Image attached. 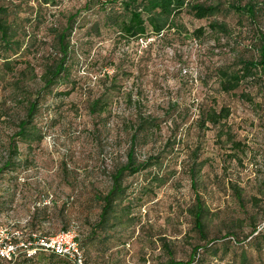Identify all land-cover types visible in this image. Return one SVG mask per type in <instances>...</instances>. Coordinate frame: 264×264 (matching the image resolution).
<instances>
[{
    "label": "rangeland",
    "instance_id": "1",
    "mask_svg": "<svg viewBox=\"0 0 264 264\" xmlns=\"http://www.w3.org/2000/svg\"><path fill=\"white\" fill-rule=\"evenodd\" d=\"M100 1L0 0L7 20L15 17L27 36L9 69L2 63L9 53L0 52V166L11 162L0 173V221H14L22 238L69 228L79 241L87 238L100 209L94 195L110 187L134 135V163L149 165L122 178L125 198L105 237L97 230L82 241L85 264L184 263L205 240L209 246L197 249L190 264H245L243 253L249 264H264V249L247 244L252 227L261 231L264 221V85L245 81L224 92L215 72L256 54L264 0H255L261 5L254 21L226 7L239 0H190L219 11L197 19L182 9L175 26L129 40L105 23ZM71 15L68 73L40 98L33 116L40 140L16 141L10 157L15 124L42 85L44 63L58 56L56 34ZM209 22L226 31H210ZM196 28L201 34L191 33ZM221 106L226 118L201 121L202 112ZM195 194L205 207V240L192 224ZM7 264L69 262L39 251Z\"/></svg>",
    "mask_w": 264,
    "mask_h": 264
},
{
    "label": "trees",
    "instance_id": "2",
    "mask_svg": "<svg viewBox=\"0 0 264 264\" xmlns=\"http://www.w3.org/2000/svg\"><path fill=\"white\" fill-rule=\"evenodd\" d=\"M40 1L42 3H52L55 0ZM240 2L241 0L235 4H227L226 7L236 13L244 14L246 17H249L251 21H254L255 15L258 13V6L261 5V3L255 2V0H245L242 4H240ZM99 5L105 13V23L116 29L119 37H122L125 40L140 37L145 38L149 33L157 35L164 30V28L175 26L172 18L182 9L186 10L191 16L197 19L209 17L219 11L217 4H203L200 2H192L190 0H103L99 2ZM7 16L6 7L0 5V52L2 55L9 53V56H4L2 58L4 67L9 69V57L20 53V49L25 42L23 38L27 36L23 34L24 32H21V26L17 24L15 17L7 20ZM73 19L74 15H71L67 20L69 23L66 22L60 32L56 34V49L58 56H53L51 60L44 63L42 67V72L39 75L42 85L35 91L33 100H30L25 106L24 117L17 120L15 124L16 130L11 134L8 141V153L10 157L17 154V148L15 145L16 141H21L29 145L32 142H38L40 140V134L35 131L36 127L33 122V116L37 111L40 98L44 97L45 94H48L51 91V88L57 84L59 78L64 77L68 73L66 60L69 44L67 39L71 28L73 27ZM32 20L34 19L30 17L27 24ZM207 27L210 31L214 32L226 31L225 25L217 22H209ZM23 28H26V26H23ZM201 32V28H196L192 30L191 33L193 35H199ZM254 41V49L256 52L254 56L249 58H238L232 65L216 69V77L221 91H231L245 81L253 83L255 86H258V88L261 84L264 85V32H256ZM96 104L97 100L92 103V107ZM99 109H102V107L99 106ZM227 114V109L222 106L218 110H215L214 108L206 109L202 112L201 121L217 124L222 119L226 118ZM130 137L131 140L126 152V160L122 165L115 168L113 173H111L110 187L105 193L94 195V198L100 203V209L96 224L93 228H90L89 234L87 238H85L87 240L92 239L97 230H100L102 237H105V230L110 223H113V218L117 211L116 207L122 203L126 194L125 186L121 184L122 178L125 175L136 173L140 169L149 165L148 162H142L140 164L134 163L132 150L134 135H131ZM10 166V160L6 159L0 166V173L4 169H9ZM189 173L191 178L190 185H194V180L192 179L194 174L193 168L190 169ZM124 209L125 207H120L119 210L123 211ZM204 211L205 207L202 204L201 199L195 194L194 203L190 208V213L192 216L193 228L201 240L206 239L204 226L201 220ZM263 232L264 221L261 231H258L256 226L252 227L249 235L252 233L255 234L249 237L247 244L249 246H253L252 244H254V249L258 251L264 249ZM82 241L78 240V244L85 262ZM207 241L208 243L211 242L205 240L206 243L203 244V246L194 245L187 261L184 263L169 258L165 264L192 263L194 259H196L195 256L199 257L197 249H204L209 246ZM39 251L45 252L51 257L58 256L44 250H36L31 255H20L15 260L21 259L22 262L28 261ZM240 260L244 261L245 264H249V260H247L244 253L240 255Z\"/></svg>",
    "mask_w": 264,
    "mask_h": 264
},
{
    "label": "built area",
    "instance_id": "3",
    "mask_svg": "<svg viewBox=\"0 0 264 264\" xmlns=\"http://www.w3.org/2000/svg\"><path fill=\"white\" fill-rule=\"evenodd\" d=\"M14 223L11 220L0 221V264L12 262L20 255H31L36 250L54 253L69 264H85L74 228L59 230L52 235L30 231L25 233L27 238H22V231L15 229Z\"/></svg>",
    "mask_w": 264,
    "mask_h": 264
}]
</instances>
